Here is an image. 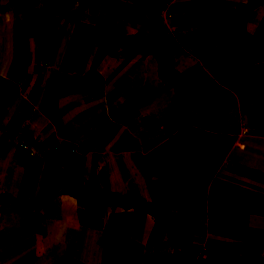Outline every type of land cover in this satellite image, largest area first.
<instances>
[{
  "label": "crops",
  "instance_id": "0c3cea01",
  "mask_svg": "<svg viewBox=\"0 0 264 264\" xmlns=\"http://www.w3.org/2000/svg\"><path fill=\"white\" fill-rule=\"evenodd\" d=\"M249 2L0 0V264H105L103 245L125 254L118 264H264V214L224 212L241 215L244 238L210 230L211 197L264 210V0L245 17ZM46 5L64 17H37ZM234 12L262 54L248 68L258 93L222 85L203 61L247 41L217 33ZM80 21L94 26L92 37L80 70L64 72ZM99 21L140 44L98 59ZM26 22L48 34H24ZM217 84L205 102L172 113ZM184 127L234 142L224 153L215 144L219 156L203 152L175 139ZM148 203L171 228L137 206Z\"/></svg>",
  "mask_w": 264,
  "mask_h": 264
},
{
  "label": "trees",
  "instance_id": "16d2710c",
  "mask_svg": "<svg viewBox=\"0 0 264 264\" xmlns=\"http://www.w3.org/2000/svg\"><path fill=\"white\" fill-rule=\"evenodd\" d=\"M54 1L55 0H45L46 4L47 2L53 3ZM258 1L259 0H250L249 4L245 7V10H243V15L245 14V17L247 13H249L251 9L258 3ZM13 5L14 8L17 9V6H19L20 8L22 6H28L29 4L22 1H15ZM34 12L36 13L37 17H43L48 23L51 24L64 17V14L58 16L54 14V12H51L50 8L47 5L46 9L43 8ZM245 17H241L238 20L234 18L229 27H226L224 30L217 33L220 37H229L232 39H239V36H245L244 39H246L247 41L230 42L226 47H224L217 53H207L203 56L204 63L216 76L220 83L232 88L238 94H251L259 92V90L255 88L256 83L252 80V76L248 68L258 62L260 60L259 57L262 54L260 53V51L251 48L256 44V42L252 41L251 35L246 30ZM97 27L100 28L104 33L103 41L101 42V45L99 47L98 59L103 57L108 52H115L118 49L120 43L125 47H129V45L133 43H135L136 45L140 44L137 36H117L111 31L110 27L102 21H99ZM93 30L94 26L89 24L87 25L81 21L78 22L76 30L74 31L72 42L61 66L62 71L69 72L80 70V65L84 60L82 53H84V47L86 46L90 37H92ZM82 39L83 45H81ZM84 41L86 42L84 43ZM172 69L173 68L171 67L164 68V71H162V75H164V77H170L168 76V73L170 71L174 72ZM218 86L220 85L217 84L211 86L192 96L189 100L180 105L173 104L171 106L172 113L177 114L183 111H187L197 104L205 102L210 98L211 95L215 94V92L219 88ZM210 136L211 134L209 133L199 131L190 127H184L178 132V134H176L175 139L182 140L185 144L193 146L203 152L208 153L212 149V154L218 153V156L222 151H215L213 147L215 146V144L219 146L215 148H223L224 153L226 149H228L234 142L233 138H226V140H228L227 144L219 141L211 142L209 141V138H211ZM7 201L8 200L6 199L2 202V207L6 205ZM136 202H138V198H136ZM137 206L140 209H143L152 214L158 222H161L167 228H171L170 219L166 214H164V212H161L153 204H138ZM231 209L237 211H242L244 209V213L247 215L253 212L264 214V210L262 209H256L247 206L243 207L240 204H234L217 197H211L210 210L213 217L210 222V230L214 232L224 231L225 236L227 237L244 238L245 235L241 236L240 233H243V230H245L246 234V223L241 225L240 219L236 218L241 217V215L232 212L233 217L231 219L225 217L226 215L224 214V212ZM241 230L242 232L239 233V231Z\"/></svg>",
  "mask_w": 264,
  "mask_h": 264
},
{
  "label": "rangeland",
  "instance_id": "374dc122",
  "mask_svg": "<svg viewBox=\"0 0 264 264\" xmlns=\"http://www.w3.org/2000/svg\"><path fill=\"white\" fill-rule=\"evenodd\" d=\"M260 1V0H259ZM17 8H19V6H17ZM5 10V9H4ZM6 10H7V12H9V13H13L10 9H9V7L8 8H6ZM16 12H18V10L16 11ZM231 15L232 16H230V17H233V19H232V21L234 20V18H235V16H236V13L234 12L233 14L231 13ZM28 18V17H27ZM27 18H26V20H27ZM26 25L25 26H23V28H20V29H24V34H28V33H30V31H33V32H35V31H37V30H39L40 28L42 29V32L41 33H44V34H48V29H49V27H48V29H47V31L46 30H44L43 29V27L45 26V25H41V27L40 26H35L34 28L32 27V26H29V24H28V22H26L25 23ZM227 27H229V25H227ZM14 29H16V27L14 28ZM53 29H54V32H55V34L57 35V36H64V29L63 28H56V26H54L53 27ZM1 31V30H0ZM1 33V32H0ZM16 33H18V32H16ZM55 36V35H54ZM176 159H174L173 161H175ZM179 162V161H178ZM182 162V161H181ZM184 163V162H183ZM107 206H109V203L108 204H106L105 205V208L107 207ZM113 206H114V204H113ZM111 208V207H110ZM110 208H108V209H110ZM107 209V208H106ZM113 236L111 235V234H105L104 235V240L106 239V241H107V243H112L113 242V239H111ZM51 240H52V242H54L55 240L54 239H52L51 238ZM106 241H104L105 242V244H106ZM112 245V244H111ZM47 245H46V243L45 244H41V247H46ZM95 249H96V251H97V247H94ZM42 250H41V254L42 255H45V254H48L49 253V251H45V249L43 250V248H41ZM100 252H101V250H100ZM102 254L104 255V263L105 264H118V262H117V260L118 259H120V260H123V256H125V254L123 255L121 252H119V251H117V250H113V251H111V250H109V249H107V245H106V247L103 245V249H102ZM29 253V255L31 254V255H33L32 254V252H28ZM119 254H121V256H119V257H117ZM209 255H211V256H216V253H215V250L214 249H210L209 250V253H208ZM88 257V256H87ZM89 258V257H88ZM89 259H91V257L89 258ZM93 260H94V257H93ZM86 261H88V260H85L84 262L85 263H87ZM36 264H39V263H36ZM90 264H96V263H94V262H91ZM98 264H100V262H98ZM228 264V263H227Z\"/></svg>",
  "mask_w": 264,
  "mask_h": 264
}]
</instances>
